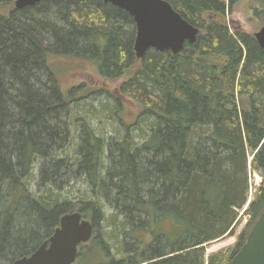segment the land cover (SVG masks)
I'll return each mask as SVG.
<instances>
[{
    "label": "trees",
    "instance_id": "16d2710c",
    "mask_svg": "<svg viewBox=\"0 0 264 264\" xmlns=\"http://www.w3.org/2000/svg\"><path fill=\"white\" fill-rule=\"evenodd\" d=\"M166 1L196 41L137 58L131 16L101 0H0V264L73 212L93 224L77 264H218L205 247L247 215L225 264L245 242L264 211V54L224 23L239 0ZM96 75L118 85L90 87ZM99 96L120 129L107 138L70 116ZM248 170L261 181L242 212Z\"/></svg>",
    "mask_w": 264,
    "mask_h": 264
},
{
    "label": "water",
    "instance_id": "95a60500",
    "mask_svg": "<svg viewBox=\"0 0 264 264\" xmlns=\"http://www.w3.org/2000/svg\"><path fill=\"white\" fill-rule=\"evenodd\" d=\"M43 0H15L16 9L33 6ZM127 12L135 26L133 51L137 58L148 49L179 54L185 43L193 44L199 29L184 20L166 0H101ZM264 54V24L253 34ZM251 199L243 211L247 208ZM242 214V213H241ZM93 236V224L79 212L64 214L47 241L30 255L9 264H73L78 248ZM230 264H264V211L247 234L246 240Z\"/></svg>",
    "mask_w": 264,
    "mask_h": 264
},
{
    "label": "rangeland",
    "instance_id": "374dc122",
    "mask_svg": "<svg viewBox=\"0 0 264 264\" xmlns=\"http://www.w3.org/2000/svg\"><path fill=\"white\" fill-rule=\"evenodd\" d=\"M224 23L228 26L231 32L240 31L245 34L253 35L264 24V8L252 0H239L234 5L232 12L226 15ZM89 70L92 71L91 69ZM86 82L89 84L90 87L91 86L97 87L99 85L100 86L104 85L111 92L118 85V82L112 80H104L102 77L98 75H96L95 77H88ZM102 95L108 96V94H104V93H102ZM99 97L101 98L99 99L98 97H96L95 99L96 101H93V107H91L88 104L77 105L76 107H73L70 111V116L72 120L75 118H77V120L85 118L86 121L93 127V129L99 135L103 136L104 138L105 137L107 138L118 133L120 129L118 128L114 119L112 120L111 118L108 117L110 115V107L112 108L113 97L108 96L110 100L107 101L106 99L105 104L108 103L110 107L104 105L105 106L104 109L99 104L103 96H99ZM75 144H76V138L74 137L73 134V139L68 150L72 152ZM69 151L67 152L70 154ZM248 171H249L248 199L252 200L256 192V189L261 181V177L258 172H253L250 170ZM36 176H37V165H35L33 169V179L31 182L32 192L35 191L34 182L36 180ZM80 188H81L80 184L76 183L72 189L73 193L75 194L77 190H79ZM242 212H240V214ZM247 221H248V216L247 215L242 216L232 236L225 237L221 240H218L216 242L207 245L205 247V260H207V258L211 255H217L219 259L218 264H225L228 261V256L231 254V251L233 250V247L235 246L240 233L245 228ZM101 223L105 225V222H101ZM97 235H99L104 241V243H106V246H108L107 249L109 250V253L111 255L116 253L115 248H113L112 246L113 240L111 238H108L109 235L108 231L101 229V224ZM85 249L86 248H83L82 251ZM73 264H77V262L75 261Z\"/></svg>",
    "mask_w": 264,
    "mask_h": 264
},
{
    "label": "bare ground",
    "instance_id": "6f19581e",
    "mask_svg": "<svg viewBox=\"0 0 264 264\" xmlns=\"http://www.w3.org/2000/svg\"><path fill=\"white\" fill-rule=\"evenodd\" d=\"M68 158V157H67ZM75 161V160H74ZM73 201V200H72Z\"/></svg>",
    "mask_w": 264,
    "mask_h": 264
}]
</instances>
